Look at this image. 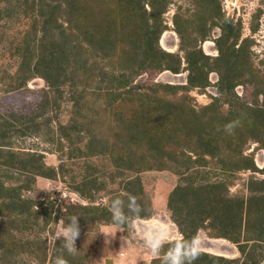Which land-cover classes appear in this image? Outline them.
Returning <instances> with one entry per match:
<instances>
[{
	"label": "rangeland",
	"instance_id": "obj_1",
	"mask_svg": "<svg viewBox=\"0 0 264 264\" xmlns=\"http://www.w3.org/2000/svg\"><path fill=\"white\" fill-rule=\"evenodd\" d=\"M30 1L0 0V120L10 125V133H13L11 146L15 151L41 153L46 166L57 170L61 166L62 172H58L55 179L37 177L32 190L22 192L21 198L32 201L28 217L12 215L8 220L0 217V258L6 261L1 260L0 264H40L38 260L42 258L41 247L46 251V261L51 259L59 227L57 222L60 221L59 219L54 222V219L56 215L65 212L67 205L83 206L89 210L78 223L80 234L75 241L78 251L76 258H81L85 264H150L154 258L143 246L141 235L145 221L162 220L171 229V238L165 245L178 240L179 229L167 210L171 191L177 185H183L184 179L189 175L190 179L197 180L196 184L223 178L220 174L217 176L218 170L214 168L210 158H206L204 168L192 164H186L184 167L187 160L181 154V147L174 146L173 143L162 148L164 154L173 153V160L162 156L161 162L165 167L156 170L155 154L149 157L151 153L146 151L147 144L136 142L132 136L134 129L156 131V119L144 116L141 119L135 118L138 109L135 92L130 93L131 100L111 102L103 91L94 89L96 85L94 81L90 80L85 86L78 81V74L74 76L75 73L59 92L48 88L43 80L37 77L18 86L20 81L15 75L23 53L22 45L27 39L29 41L31 32V21L23 12L29 7ZM169 1L164 15L168 28L160 36V47L171 53H179V38L172 22L176 14L180 21H191L190 26L193 28L192 34H189L190 40H198L196 49H200L210 58L218 55L216 40L222 35L221 27L228 25L231 28L229 32L232 33L239 30V39L234 49L237 50L238 46L244 45L246 41L247 51L251 54L249 62L252 64V73L239 78L234 94L248 105H254L253 85L260 84L249 82L248 78L258 83L264 80V0ZM92 2H95L91 3L95 9L93 19L98 16L100 20V14L97 13L103 5H99L101 3L99 0ZM107 6V11L117 13L114 2L108 3ZM204 21L207 34L202 40L196 28ZM61 22L63 23V19ZM68 33L71 34V31ZM72 37H75L73 41L76 51L84 57L88 56L85 45L79 39L80 35L77 33ZM231 41L232 38H229L226 45L222 44L225 49L230 47ZM89 59L92 60L91 57ZM95 61L94 73H108L116 67L104 59ZM186 76L185 71L171 74L146 69L140 71L133 79L131 89L146 92L154 83L184 86ZM208 80L210 85L203 91L179 90L176 94L170 95L159 90L156 96L171 103L185 101L198 110L209 105L214 97H219L217 73L210 72ZM105 81L106 79L100 81L102 82L100 87H104ZM109 90L111 94L120 93L111 86ZM257 101L259 104L261 97H258ZM227 107L228 105L224 103L220 109L225 112ZM32 130L37 134L29 135ZM21 131L23 136L15 133ZM89 146L101 151V154L85 156L86 147ZM246 153L253 157L258 168L263 166L264 151L258 144L251 143ZM184 154H187V151H184ZM188 155L196 156L194 153ZM120 165L123 166L119 167ZM5 175L18 179V183L23 180L22 175L16 172H0V177ZM250 175L245 171L228 177L229 194L245 195V183ZM205 176L207 180L201 181L200 178ZM255 176L261 177L258 174ZM129 195L134 196L146 207L147 216L139 222L133 220L125 225L106 245V238L102 233H113L116 229L111 225L98 224L90 220L93 213L90 210L94 207L108 206L115 198L127 202ZM48 201L53 202L52 208ZM49 209H52V212L48 223L43 212ZM212 232L211 229H200L197 232L196 237L202 242L201 251L210 256L237 260V264H241L244 256L238 247L228 240L214 237ZM255 243L249 241L245 250H249ZM263 243H257L259 245L256 249L257 256H264ZM260 264H264V257Z\"/></svg>",
	"mask_w": 264,
	"mask_h": 264
},
{
	"label": "trees",
	"instance_id": "obj_2",
	"mask_svg": "<svg viewBox=\"0 0 264 264\" xmlns=\"http://www.w3.org/2000/svg\"><path fill=\"white\" fill-rule=\"evenodd\" d=\"M92 1H30L29 7L23 12L31 21V32L29 41L26 38L27 42L22 45L23 53L15 75L20 81L18 86L37 77L42 79L48 88L59 92L75 73L74 76L78 74V81L85 86L90 80L94 81L96 84L94 89L103 91L111 102L131 100L130 93H137L135 97L138 109L135 118L141 119L144 116L156 119V131L134 129L132 136L136 142L147 144L146 151L151 153L149 157L155 154L156 170L165 167L161 162L162 156L173 160V153L164 154L162 149L166 144L173 143L174 146L181 147V154L187 160L184 167L186 164H192L204 168L206 158H210L214 168L218 170L217 176L220 174L223 178L196 184L197 180L190 179L189 175L184 179L183 185L179 184L171 191L167 210L179 232L185 239H190L196 236L200 229H211L214 237L228 240L238 247L244 256L241 264H260L264 256H257L256 249L259 247L257 243L264 242V163L258 168L246 150L251 143H256L264 151V80L261 78V83H258L248 78L249 82L260 84L253 85L254 105H248L234 94L239 78L252 73V64L249 62L251 54L247 51L246 41L244 45H239L237 50L234 49L239 39V30L232 33L229 32L231 28L228 25L221 27L222 35L216 40L218 55L210 58L200 49H196L198 40H190L189 34H192L193 28L190 26L191 21H180L176 14L172 22L179 38V53H171L159 45L160 36L168 28L164 15L169 0H99L101 2L99 5L103 6L98 9L97 14H100L102 20H99L98 16L93 19L95 9L91 3L95 2ZM112 2L115 3L117 13L107 11V4ZM205 23L206 21L196 28L202 40L207 34ZM68 31H71V34ZM77 33L88 51V56H82L74 47L75 37L72 36ZM229 38H232L230 47L225 49L222 44L226 45ZM96 59L107 60L116 67L108 73H94ZM243 66L245 67L242 69ZM146 69L171 74L185 71L186 85L154 83L146 92L132 90L133 79L140 71ZM210 72L218 75L219 97H214L205 107L196 110L185 101L171 103L156 96L159 90L170 95L176 94L179 90L203 91L210 85L208 80ZM103 79H106L105 85L100 87L102 83L100 81ZM109 86L120 93L111 94ZM258 97H261L259 104ZM224 103L228 105L225 112L220 109ZM233 121H239L238 126L232 133L225 132L224 126ZM9 126L4 120H0V172H16L22 175L23 180L18 183V179L6 175L0 177V217L3 220L10 219L12 215L28 217L32 201L21 198L22 192L31 191L37 177L55 179L58 172H62L61 166L58 170L46 166L41 153L15 151L11 146L13 133H10ZM137 128L139 129L138 126ZM15 133L23 136L22 131ZM28 134L37 133L32 130ZM86 149L87 157L101 154V151L93 147L89 146ZM184 151H187V154H184ZM193 153L196 156L188 155ZM245 171L251 174L246 179V194L230 195L228 191L230 183L227 178ZM256 174L261 177H256ZM200 180L207 178L201 177ZM48 202L52 208L53 202ZM137 202L139 203L138 200ZM110 203L111 201L108 206L92 208L90 220L98 224L111 225ZM140 205L145 209L141 213L145 218L146 207ZM88 211L83 206L67 205L65 212L56 215L54 222L62 219L66 223L71 217L78 216L79 223ZM51 212L52 209L43 212L48 223ZM249 241L256 243L249 250H245ZM61 243L56 239L55 248ZM170 244L165 245V248L167 249ZM40 249L42 258L38 260L39 263L53 264V257L46 261V251L42 247ZM64 255L69 263L85 264L81 258L67 253ZM1 260L5 261L3 258H0ZM237 263V260L210 256L202 251L194 262V264ZM150 264H160V260L154 258Z\"/></svg>",
	"mask_w": 264,
	"mask_h": 264
},
{
	"label": "clouds",
	"instance_id": "obj_3",
	"mask_svg": "<svg viewBox=\"0 0 264 264\" xmlns=\"http://www.w3.org/2000/svg\"><path fill=\"white\" fill-rule=\"evenodd\" d=\"M238 124L239 121L230 122L224 126L223 130L232 133ZM144 211L145 209L141 207L134 196L129 195L127 202L120 198L112 199L109 212L111 226L116 231L109 234L102 233L106 238L105 244L107 245L110 239L114 238L115 234L131 221L139 222L144 219L141 216ZM78 219V216H73L66 223L62 219L57 222L59 227L55 238L62 243L54 250L53 264H69L64 254L72 256L77 254L75 241L80 234ZM177 232L180 238L173 241L165 250V244L171 238V229L162 220L145 221L141 230L143 246L153 258L160 260V264H194L200 256L202 242L196 236L185 239L179 230Z\"/></svg>",
	"mask_w": 264,
	"mask_h": 264
}]
</instances>
